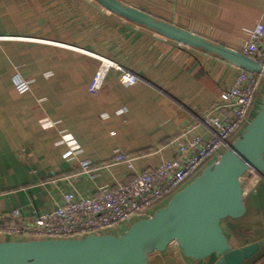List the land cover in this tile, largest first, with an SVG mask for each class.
Wrapping results in <instances>:
<instances>
[{
  "label": "crops",
  "instance_id": "obj_1",
  "mask_svg": "<svg viewBox=\"0 0 264 264\" xmlns=\"http://www.w3.org/2000/svg\"><path fill=\"white\" fill-rule=\"evenodd\" d=\"M119 1L240 53L264 10V0ZM101 57L139 82L126 87L111 68L99 93L91 94ZM239 71L95 0H0V219L10 220L14 209H50L59 190L89 194L133 179L116 162V150L132 155L137 171L175 159L174 139L210 135L200 124L207 113L231 116L219 109L220 96ZM19 79L31 83L29 91L17 90ZM258 101L264 103V86ZM84 161L92 163L90 170L82 168ZM248 188L244 217L222 223L234 248L264 239V177L243 180ZM257 256H264V246ZM215 261L188 258L171 245L149 264Z\"/></svg>",
  "mask_w": 264,
  "mask_h": 264
},
{
  "label": "water",
  "instance_id": "obj_2",
  "mask_svg": "<svg viewBox=\"0 0 264 264\" xmlns=\"http://www.w3.org/2000/svg\"><path fill=\"white\" fill-rule=\"evenodd\" d=\"M106 11L146 27L182 46L213 53L240 69L261 72L254 59L216 45L207 38L157 19L119 0H95ZM255 171L264 177V103L231 147L151 218L124 234L83 239L0 241V264H149L155 253L176 244L194 260L215 258L214 264H245L256 257L264 239L234 248L222 223L244 217L243 178Z\"/></svg>",
  "mask_w": 264,
  "mask_h": 264
},
{
  "label": "built area",
  "instance_id": "obj_3",
  "mask_svg": "<svg viewBox=\"0 0 264 264\" xmlns=\"http://www.w3.org/2000/svg\"><path fill=\"white\" fill-rule=\"evenodd\" d=\"M242 53L254 59L264 70V10L250 32L249 42ZM100 60L101 67L89 87L91 94L99 93L111 68L121 72L120 81L124 86L131 87L139 82L138 75L117 62L103 57ZM263 86V71L240 69L235 84L220 96L219 109H230L231 116L228 118L213 111L200 119V124L210 135H192L186 142L181 138L174 139L177 157L142 171H137L132 155L116 150V162L125 164L134 174L133 179L114 185L107 184L89 194L80 193L74 188L59 190V196L53 200L50 209H36L30 214L14 209L11 218L16 220L15 223L8 224L6 219H0V241L83 239L126 233L133 224L151 218L158 209L165 207L178 191L231 147L257 114L256 109L262 106L258 98ZM16 87L20 93H25L30 90L31 83L19 79ZM65 140L78 149L72 137L65 136ZM91 165L90 161L81 163L85 171L90 170ZM259 177L255 171H250L243 180ZM249 190L243 189L244 196ZM27 218L31 223L25 221Z\"/></svg>",
  "mask_w": 264,
  "mask_h": 264
},
{
  "label": "rangeland",
  "instance_id": "obj_4",
  "mask_svg": "<svg viewBox=\"0 0 264 264\" xmlns=\"http://www.w3.org/2000/svg\"><path fill=\"white\" fill-rule=\"evenodd\" d=\"M260 108H257V113L259 112ZM199 176V175H198ZM167 205V204H166ZM262 255V254H261ZM259 256L254 257L252 260H250L247 264H260L262 262V259H264V256L257 258Z\"/></svg>",
  "mask_w": 264,
  "mask_h": 264
},
{
  "label": "trees",
  "instance_id": "obj_5",
  "mask_svg": "<svg viewBox=\"0 0 264 264\" xmlns=\"http://www.w3.org/2000/svg\"><path fill=\"white\" fill-rule=\"evenodd\" d=\"M15 222H16V220L13 219V218H11L10 220H7V223H8V224H10V223H15Z\"/></svg>",
  "mask_w": 264,
  "mask_h": 264
}]
</instances>
